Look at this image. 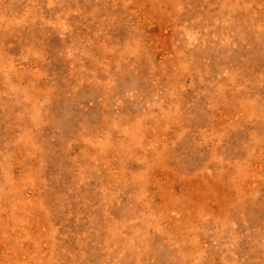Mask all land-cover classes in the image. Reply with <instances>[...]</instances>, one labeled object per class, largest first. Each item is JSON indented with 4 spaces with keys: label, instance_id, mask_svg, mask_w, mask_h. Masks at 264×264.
<instances>
[{
    "label": "rangeland",
    "instance_id": "374dc122",
    "mask_svg": "<svg viewBox=\"0 0 264 264\" xmlns=\"http://www.w3.org/2000/svg\"><path fill=\"white\" fill-rule=\"evenodd\" d=\"M0 264H264V0H0Z\"/></svg>",
    "mask_w": 264,
    "mask_h": 264
}]
</instances>
